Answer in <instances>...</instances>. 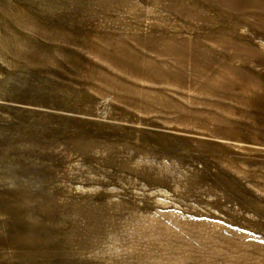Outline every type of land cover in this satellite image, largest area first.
<instances>
[{
	"label": "rangeland",
	"instance_id": "374dc122",
	"mask_svg": "<svg viewBox=\"0 0 264 264\" xmlns=\"http://www.w3.org/2000/svg\"><path fill=\"white\" fill-rule=\"evenodd\" d=\"M0 264H264V0H0Z\"/></svg>",
	"mask_w": 264,
	"mask_h": 264
}]
</instances>
